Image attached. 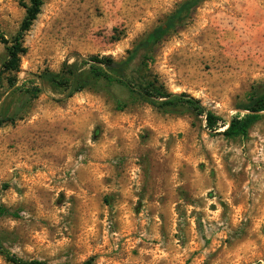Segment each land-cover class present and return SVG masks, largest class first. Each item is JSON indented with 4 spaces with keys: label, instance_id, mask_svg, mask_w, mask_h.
<instances>
[{
    "label": "rangeland",
    "instance_id": "374dc122",
    "mask_svg": "<svg viewBox=\"0 0 264 264\" xmlns=\"http://www.w3.org/2000/svg\"><path fill=\"white\" fill-rule=\"evenodd\" d=\"M184 1L43 0L0 88V264H264V112L228 139L119 86L65 98L39 77L126 58ZM24 16L0 0V34L11 40ZM130 70L225 121L245 114L248 95L264 94V0H202ZM28 123L41 129L18 137Z\"/></svg>",
    "mask_w": 264,
    "mask_h": 264
},
{
    "label": "trees",
    "instance_id": "16d2710c",
    "mask_svg": "<svg viewBox=\"0 0 264 264\" xmlns=\"http://www.w3.org/2000/svg\"><path fill=\"white\" fill-rule=\"evenodd\" d=\"M27 1V4L25 3ZM202 0H186L169 15L166 20L156 26L144 40L139 42L132 50L127 51V57L115 60L111 56L93 55L78 58L72 63H64L58 73L43 72L39 77L45 80L53 89L66 93L65 98H71L76 93L93 88L102 83L105 86H119L124 88L130 96L138 101L160 110H176L189 113L196 119H201L209 133L221 135L228 139L245 137L250 128L260 119L264 112V94L250 93L246 102L238 107L245 112L232 116L228 121L223 120L211 110L202 105L200 100L186 93H169L157 80H142L140 82L131 77L130 65L141 50H147L157 45L163 37L174 30L185 13L193 10ZM43 0H19L25 10V16L20 24L18 33L6 40L0 34V42L5 46L6 60L0 69V88L3 83V74L17 72L20 58L25 53L23 35L29 31L32 23L40 13ZM32 96L39 93L37 88L28 92ZM120 109L125 108L115 97ZM12 123V120H9ZM2 122L0 121V127ZM8 210L0 205V217ZM6 259L12 264H46L41 261H22L15 256L6 254ZM90 264V263H85Z\"/></svg>",
    "mask_w": 264,
    "mask_h": 264
},
{
    "label": "crops",
    "instance_id": "0c3cea01",
    "mask_svg": "<svg viewBox=\"0 0 264 264\" xmlns=\"http://www.w3.org/2000/svg\"><path fill=\"white\" fill-rule=\"evenodd\" d=\"M60 124L61 123H59V126H60ZM55 125H56L55 123L52 124V126H55ZM63 125H66V124L63 123ZM32 129H34V131L37 134V131L36 130L37 129H41V127H39V125L37 123H28L26 125H20V126H18L17 129H16V132H17L18 137L21 138V137H24L25 135H28L31 132ZM54 129H55V127H54ZM60 133H61V131L59 130L58 131V134L60 135ZM62 133H63V137H65V131L64 130H62ZM54 150H56V148H54Z\"/></svg>",
    "mask_w": 264,
    "mask_h": 264
}]
</instances>
